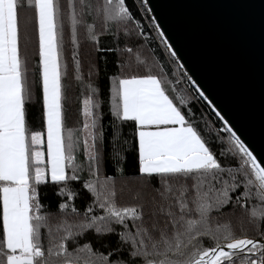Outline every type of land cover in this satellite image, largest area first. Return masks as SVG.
I'll return each instance as SVG.
<instances>
[{
    "label": "snow or ice",
    "instance_id": "obj_1",
    "mask_svg": "<svg viewBox=\"0 0 264 264\" xmlns=\"http://www.w3.org/2000/svg\"><path fill=\"white\" fill-rule=\"evenodd\" d=\"M151 11L148 0H0V264H264V156L182 71L155 17L143 23ZM82 43L102 54L106 88L97 63L85 74Z\"/></svg>",
    "mask_w": 264,
    "mask_h": 264
},
{
    "label": "water",
    "instance_id": "obj_2",
    "mask_svg": "<svg viewBox=\"0 0 264 264\" xmlns=\"http://www.w3.org/2000/svg\"><path fill=\"white\" fill-rule=\"evenodd\" d=\"M179 63L264 156V0H148Z\"/></svg>",
    "mask_w": 264,
    "mask_h": 264
},
{
    "label": "trees",
    "instance_id": "obj_3",
    "mask_svg": "<svg viewBox=\"0 0 264 264\" xmlns=\"http://www.w3.org/2000/svg\"><path fill=\"white\" fill-rule=\"evenodd\" d=\"M143 19V23L145 25L148 24L150 18L149 16H145L142 18ZM148 34L150 37H154L156 35L154 30L149 29ZM30 36L32 39V44L30 45V55L32 53V51L35 50V36L34 33H31L30 30ZM81 39L83 40V37H81ZM65 59L68 62L69 65V75L67 77V79H65L64 83L66 85L67 88V100H66V104H65V108H66V121L68 123L69 126H74L77 122L78 119H80L79 117V113H78V109H79V88L76 85V82L74 81V79L72 78V64H71V46L70 44L67 43L68 41V35L66 33L65 35ZM155 47H158V54L160 55H166L165 50L163 45L160 44V41L157 40L156 41V45H154ZM147 55H151L150 52H146ZM101 53H96L93 51V49L91 48L90 45H88L87 43H82L81 44V61H82V66L84 69L85 74H87L88 71V64L90 61L95 62L99 65L100 67V84L102 89L106 88L107 86V80H106V76H105V72L103 70V64L100 62L99 57L101 56ZM103 55H108V59L109 61H111L112 59H114V56L110 55V54H103ZM38 57H33L32 59H30L29 61V78L30 81H34V96H33V101H32V105H31V116L33 118V126L35 128H39L40 126V112H41V108H40V87H39V75H38V69H36L35 65H36V61H37ZM171 63V61H169ZM112 70V66L111 63L109 64V72H111ZM205 103V113L209 114L211 116H213V119H215L214 115L211 114L210 109L207 108V102ZM105 123H107V121H105ZM219 123V122H218ZM134 160L131 156V154L128 157V162L126 164V168L131 171L134 170Z\"/></svg>",
    "mask_w": 264,
    "mask_h": 264
},
{
    "label": "rangeland",
    "instance_id": "obj_4",
    "mask_svg": "<svg viewBox=\"0 0 264 264\" xmlns=\"http://www.w3.org/2000/svg\"><path fill=\"white\" fill-rule=\"evenodd\" d=\"M149 18L151 19V17L149 16Z\"/></svg>",
    "mask_w": 264,
    "mask_h": 264
}]
</instances>
